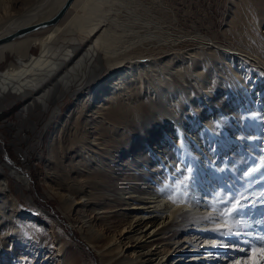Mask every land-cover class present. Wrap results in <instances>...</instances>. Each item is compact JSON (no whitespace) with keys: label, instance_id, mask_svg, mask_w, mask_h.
<instances>
[{"label":"rangeland","instance_id":"1","mask_svg":"<svg viewBox=\"0 0 264 264\" xmlns=\"http://www.w3.org/2000/svg\"><path fill=\"white\" fill-rule=\"evenodd\" d=\"M47 2L0 0V26L22 14L35 13L37 8L45 9ZM87 3L91 5L70 9L64 20L76 14L82 22L84 17L98 16L100 19H96L104 21L103 29H107L104 43L110 44L113 56L119 58L117 66L124 70L132 67L133 72L116 89L109 86L103 92L100 89L105 82L118 79V73L111 71L109 64L101 71L96 70L97 77L90 72L84 78L75 76L72 90L65 98L49 107L36 106L32 112L23 113L24 101L13 95L0 104V171L9 177L11 192L19 201L16 208L10 205L9 210L13 209L21 221L42 231L43 235L41 238L33 233L30 238H34L31 240L34 245L30 242L28 248L27 244L24 248L12 245L10 235L9 243L0 242V264H115L125 256L131 259L136 256L133 252L136 243L129 238V232L113 229L115 240L111 241V247L114 250L109 254L112 257L101 258L102 244L89 242L87 227L83 226L76 205L68 211L63 197L47 180L50 138L59 123L69 126L66 133L71 138L74 136L72 119L63 122L76 100V95H72L74 90L81 81L89 79L92 82L78 94L85 95L87 104L80 111L77 131L91 137L88 144H75L77 147L65 158L66 163L78 164L85 158L96 162L94 157L98 153L92 146H98L101 134L97 126L102 119L95 111L104 106L108 108L111 95L122 98L138 109L134 117L114 124V131L107 134L114 143L107 152L98 154L101 160H107L103 161L102 170H115L111 171L107 194L112 198L125 197L123 202L132 203L128 199L141 192L147 197L155 196V200L166 197L163 206L173 202L174 208H178L188 202L186 207L190 209L209 211L207 222L189 221L178 228L173 240L180 248H171L165 257L167 264H173L172 258L176 256L174 264H213L212 260L218 261L220 256L221 264H250L245 261L257 257L258 264H264V241L260 239L264 237V156L259 155L264 144L261 127L264 125V61L238 48L229 36L228 29L236 21L234 13L239 0H87ZM102 12L105 13L101 19ZM261 29L264 35V27ZM32 53L39 54L40 47L35 46ZM166 62L171 68L160 72L157 67ZM8 63L0 64V73ZM95 85L100 86L96 89ZM259 91L261 102H258L260 96L257 97ZM57 105L60 110L54 113ZM113 136L117 137L113 139ZM13 166L28 174V186L8 174ZM234 198L240 199L243 211L224 215ZM85 214L102 234H113L95 220L94 212ZM222 216L225 222H220ZM221 224L225 226L221 231L228 236H223L226 239L209 233V229ZM206 227L209 229L203 234L201 229ZM206 235L210 236L208 240L220 243L217 248L221 249V255L207 252ZM37 242L41 244L35 246Z\"/></svg>","mask_w":264,"mask_h":264},{"label":"bare ground","instance_id":"2","mask_svg":"<svg viewBox=\"0 0 264 264\" xmlns=\"http://www.w3.org/2000/svg\"><path fill=\"white\" fill-rule=\"evenodd\" d=\"M64 2L65 0H49V3L47 2L48 5H45L46 6L45 9L37 8L36 12L34 11L35 13H25L22 14L21 16H17L16 18H13L4 25L2 24L3 26H0V38L1 36L8 35L10 33L17 31V29L19 28L33 26L35 24L48 21L61 9ZM86 3L87 0H73V2L69 6V9L64 14V17L60 19L58 22L51 23L47 26L37 27L36 29H33V31H30L24 35L18 36L13 40L3 42L0 44V64L9 61L8 65L5 67L6 69L5 68H4L5 70L3 69L4 72L0 73V104L5 102L8 96L13 95L24 101L22 107L23 113L26 110L29 112L34 111L36 109V106L38 107L41 106L42 108L49 107L53 103L65 98L67 96V93L71 92L72 90L71 82L75 76L80 75L81 77L84 78L86 74L90 72L92 76L97 77L99 73L97 74L96 70L99 69V71H101L102 68L106 67L105 66L106 64H109L111 66V71L118 73V79H116V81H114L115 79L112 81L106 80L107 82L110 83L107 84V82H105L107 85L105 84L103 87H101L100 90H102L103 92L107 90L109 86L116 89L118 85L124 83L123 81L129 76L130 73L133 72L132 71L133 68L130 67L129 70L127 69L124 70L123 67L117 66L119 63L118 61L119 58L113 56L114 50L111 49V45L104 43L105 41L104 35L107 29L106 28L103 29L104 21L102 22L101 20L96 19L98 17L97 13L95 15L97 16L95 19H93L91 16H89V19L87 17H84V22H82V20L80 19L79 14L70 17L69 20H64L70 9H76L80 5L83 8L84 4L89 6L88 4L90 3L87 4ZM41 5L44 4L41 3ZM103 13L105 12H102L101 19ZM234 14L236 15V21L233 20L231 22V26L228 29L230 38L234 40L235 42L234 44L238 48L240 47L243 48L244 50L246 49L249 52H251L252 55L264 61V40H263L264 35H262L261 33L262 30L261 28L264 27V0H239V5L235 9ZM105 22L107 23L108 20ZM108 28L110 29L109 26ZM35 46L40 47V53L37 55H34V53H32V49ZM101 50H104V53ZM137 51L139 50H136L135 52ZM199 53L200 52H196V55L198 54L201 56V53L200 54ZM176 55L175 56L173 55L174 58L176 57ZM180 56L182 55L180 54ZM97 58L100 59V63L97 62ZM230 59L231 60L233 59V57L231 58V55H230ZM196 61L197 63H199L198 60ZM243 63L245 64V62ZM167 68H171V64L169 62H166V65L157 67V69L160 70V72L161 70H163L162 72H164V70H166ZM164 74L166 75L167 72H165ZM196 77H199V75H197ZM91 80L92 79H89L86 82L81 81L78 87L74 90L72 95L74 96L76 95L75 96L76 100L73 102V104L71 105L68 111L67 119L63 122L66 123L68 120L71 121L72 119L71 122L74 124V129L76 131L74 136L71 138L70 136L67 135L66 132L69 126L63 127V124L59 123V125L54 130V134L50 138L48 144L50 148V157L48 162L49 173L47 176V180L51 182L54 188L56 187L57 192L61 195V197H63L64 206L68 211H72L76 205V210L79 211L78 214L80 215V219L83 223V226L85 225V227H87L86 228L88 231L87 239L89 240V242H92L94 245L102 244L101 248H103V250L101 252V258L104 257L105 255L106 256L108 255L109 258L112 257L109 256V254H111V252L114 250V248L111 247V243H112L111 241L115 240L114 231L117 229H121L122 231L127 230V232H129V238H131L132 241L136 243V247H134L133 250L136 256L135 258L132 259L125 256L124 258L122 259L120 258V260H117L115 264H167L166 261L167 259H165V257H167V254L171 251V248H173L175 245L178 244L177 241L173 240L174 238L173 235L179 232L180 229L179 227L189 221H193V222L199 221L200 223L207 222L209 211L202 210L201 212H199L196 209H190L189 207H186L187 205H189L188 202L185 206H181L178 208H174V204H172L173 202L169 205L167 204L168 206H163L165 204L163 202L164 197L161 200L160 199L155 200L156 199L155 196L153 197L152 196L147 197L146 195L144 196V194L139 192L138 190L137 191L139 192V194L136 195L137 197L132 196L130 197V199H128V201L131 200L132 203L123 202L122 200L125 197L112 198L113 196L111 197L110 193L107 194L106 189L108 190L109 180L112 179L111 171L115 172V170L111 169L112 167L110 168L111 170L108 171L106 169L102 170L101 166H103L102 165L103 161L105 162L106 159L101 160L98 157V154L100 153L102 155V153H105L109 150V147L112 144L113 140L112 137L109 138V135L107 134H110L114 131L113 130L115 128V127L113 128L114 124L119 122L121 119H130V117H134L136 115V110L138 109L136 108V106L130 105V103L128 104L122 98L119 97L116 98L115 95L114 96L109 95L110 96L109 100H111L112 102L110 101L111 103H109L110 105L108 108L104 106L103 108H98L95 111L96 113H98V115L100 114L102 119L97 126L101 134L100 140L97 142L98 146L96 145L92 146L94 152L98 153L97 156L94 157V159H96V162H94L92 158L89 159L82 158L83 160H80L78 164L73 163V165H70L71 163L70 164L68 162L66 163L68 154L72 155V153H74L73 152L74 146L79 144L80 145L82 144V146L83 144H88L89 136L91 137V134L80 135L77 131L79 123L81 121L80 111L81 109L83 110L85 105L87 104V100L85 101L84 98L85 95L84 94L78 95V94L82 92L87 87V85L90 84L89 81ZM97 86L100 85H95L94 88L97 89ZM91 89H88L89 92L91 91ZM135 92L137 93L136 90ZM259 96L260 99H258V102H261L262 95L260 91L258 92L257 97L259 98ZM263 104H264V99H263ZM104 105H106V103ZM248 108H251V106H248ZM59 110H60V105H57V107L54 110L55 111L54 113L59 112ZM74 114L76 115L75 117L73 116ZM71 115L73 118H71ZM261 127H263V131H264V125H262ZM115 137L113 136V139ZM261 149L262 150H260L259 155L263 157L264 144ZM255 161L257 163V160ZM67 164H69V166ZM8 174L13 178H15L17 181H19L21 185L22 184H24V186L29 185L30 177L28 176V174L22 173L20 169H18L16 166H13V168L9 171ZM8 178L9 177L7 175H5L2 171H0V198H2V201L0 200V233L2 234V236H0V242L5 244L6 242L9 243V238L12 236L11 237L12 245L17 244L19 246L20 245L23 246L24 248L25 244H27L28 245L27 248H28L30 247V244L28 243H30L33 238V237L30 238V236H32L34 233L39 237L41 236L42 238L43 236L42 231L38 230L35 227H32L31 225H29V223L21 221V219L18 218L13 213V209L9 210L10 205L16 208L19 205V201L17 197L14 196L13 192H11ZM157 186L158 185H156V187ZM168 193H170V191ZM170 195H172V193ZM164 199L167 198L165 197ZM167 203L169 202L167 201ZM178 204L179 203H177V206H179ZM125 207H130V208H125ZM221 209L224 210L223 208ZM88 211L94 212L95 220L98 221V223H100V225L103 226L105 230L108 229L110 233L113 232V234L106 236L105 232L104 234H102L100 230H98V228L96 229V226H94L95 225L94 221L92 219L91 220L88 219L87 215L85 214ZM223 216L219 219L220 222L226 221V219ZM238 220L239 219H237V221ZM35 223L36 221H34V224ZM223 226L224 225L221 224L219 225L218 228L216 226L215 229H209L207 227H206L207 229L202 228L201 232L207 233L205 231L206 230L208 231L209 229L210 230L209 233L216 234V237L218 238L220 237V239H226V237H223L225 234L223 235L221 231V229H224L225 227ZM171 230L173 231V233H171V235H168ZM225 232L227 233V231ZM208 237L210 236L206 235L204 238L205 245L208 248L207 252L213 251L215 252V254L221 255L222 253L221 249L217 248L220 245V243L217 244L212 240H208ZM40 240L42 243V239L39 238V241ZM39 243L38 242L35 243V246L36 244L38 245ZM31 244L33 243L31 242ZM154 246L156 247L153 250ZM14 248L13 250L16 251V249ZM179 248L180 245L175 246L174 250H179ZM262 253H263L262 257H264V250H262ZM176 260H177V256L173 257L171 262L174 264ZM222 260L223 258L220 256V259L218 261L212 260V263L221 264ZM245 263L258 264L259 258L258 257L252 258L251 261L248 260L245 261Z\"/></svg>","mask_w":264,"mask_h":264},{"label":"water","instance_id":"3","mask_svg":"<svg viewBox=\"0 0 264 264\" xmlns=\"http://www.w3.org/2000/svg\"><path fill=\"white\" fill-rule=\"evenodd\" d=\"M72 2H73V0H65L61 9L54 16H52L48 21H44V22H41L39 24H35L33 26L22 27V28L17 29V31H15L13 33L1 36L0 44L3 42L13 40V39L17 38L18 36L24 35L30 31H33V29H36L37 27L47 26L51 23L58 22L60 19H62L64 17V14L69 9V6Z\"/></svg>","mask_w":264,"mask_h":264},{"label":"snow or ice","instance_id":"4","mask_svg":"<svg viewBox=\"0 0 264 264\" xmlns=\"http://www.w3.org/2000/svg\"><path fill=\"white\" fill-rule=\"evenodd\" d=\"M239 211H243V205L241 204L240 199L234 198V203L232 204L231 208H229L228 212L224 213V215L230 216L233 213H236ZM260 239H261V241H264V237H261Z\"/></svg>","mask_w":264,"mask_h":264}]
</instances>
